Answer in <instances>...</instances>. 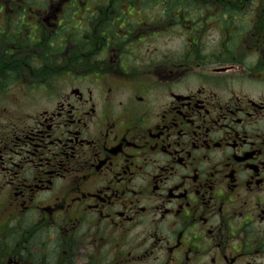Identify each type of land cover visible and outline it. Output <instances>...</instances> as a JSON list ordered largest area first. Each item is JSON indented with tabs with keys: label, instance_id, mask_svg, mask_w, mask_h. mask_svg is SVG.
Segmentation results:
<instances>
[{
	"label": "flooded vegetation",
	"instance_id": "obj_1",
	"mask_svg": "<svg viewBox=\"0 0 264 264\" xmlns=\"http://www.w3.org/2000/svg\"><path fill=\"white\" fill-rule=\"evenodd\" d=\"M179 1L0 0V264H264V0Z\"/></svg>",
	"mask_w": 264,
	"mask_h": 264
},
{
	"label": "rangeland",
	"instance_id": "obj_2",
	"mask_svg": "<svg viewBox=\"0 0 264 264\" xmlns=\"http://www.w3.org/2000/svg\"><path fill=\"white\" fill-rule=\"evenodd\" d=\"M179 3H180V4H186V5H188V4H189V0H180ZM149 42H150V43H155V42H153V41H149Z\"/></svg>",
	"mask_w": 264,
	"mask_h": 264
}]
</instances>
